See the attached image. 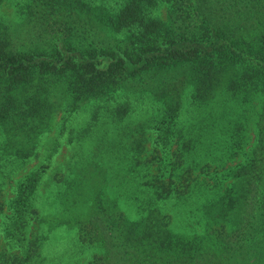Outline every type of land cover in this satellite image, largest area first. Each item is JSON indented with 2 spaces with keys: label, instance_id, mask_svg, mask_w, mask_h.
Segmentation results:
<instances>
[{
  "label": "trees",
  "instance_id": "trees-1",
  "mask_svg": "<svg viewBox=\"0 0 264 264\" xmlns=\"http://www.w3.org/2000/svg\"><path fill=\"white\" fill-rule=\"evenodd\" d=\"M159 3L166 7L160 14ZM104 4L16 0L19 22L0 18L2 158L36 156L38 142L59 123L60 113L59 134L72 115L87 108L90 120L81 136L101 115L120 119L130 110L131 95L157 103L154 126L164 146L175 134L184 98L201 107L217 96L224 103L234 100L241 107L237 118L226 120L209 107L205 125H219L221 131L216 146L210 138L201 140V174L208 178L201 185L207 193L201 202V235L175 232L164 212L190 189L189 168L173 179L182 151L167 178L159 171L144 182L133 200L134 216L119 210L102 188L83 200L75 176L62 184L55 180L51 202L57 211L41 214L36 199L47 168L41 164L16 184L7 203L0 264H64L63 256L43 255L48 235L61 227L74 232L75 246L99 250L88 264H264V0ZM258 98L251 119L245 111L254 109ZM250 122L255 132L250 152L226 166V159L242 151ZM134 143L144 146L141 137ZM52 157L53 152L45 159ZM3 174L0 216L6 209ZM84 204L88 212H76Z\"/></svg>",
  "mask_w": 264,
  "mask_h": 264
},
{
  "label": "rangeland",
  "instance_id": "rangeland-1",
  "mask_svg": "<svg viewBox=\"0 0 264 264\" xmlns=\"http://www.w3.org/2000/svg\"><path fill=\"white\" fill-rule=\"evenodd\" d=\"M106 5L114 6L116 0H101ZM16 0H2L0 2V18L8 22H19L20 17L15 9ZM156 12H161L165 4ZM117 5V4H116ZM166 8V7H165ZM159 10V11H158ZM130 110L120 119H112L107 115H101L94 121L88 132L81 136L80 132L85 129L90 120V108L75 113L69 119L67 129L59 134L60 120L63 113L57 117L58 124L52 130L44 134L38 142L36 156L26 160L15 159L14 157L4 156L0 152V176L4 172L2 179L6 180L3 185V201L6 209L0 216V244L1 228L8 213L7 203L15 195V186L22 178L37 168L41 164H46L47 168L40 181L36 206L41 214L56 212V206L51 202L53 196L52 188L55 180H60L62 184L66 178L75 176L79 181V196L88 197L96 189L102 188L108 197L115 199L117 208L123 210L127 215L134 216L135 207L133 200L141 195L144 182L152 176L162 172L167 178L170 168L175 165L177 152L181 153V167H176L173 179L178 180V173L181 169L189 168L190 189L183 196V200H171L164 212L170 217V225L175 232L191 235L198 233L201 235V202L206 197V190L203 188V179H207L201 174V140L210 138L218 140L220 134L219 125L206 127L208 121L209 107L213 106L218 110V115L223 118L233 119L240 117L241 109L238 102L228 100L224 103V97L215 98L209 106L201 107V103H193L190 99L184 98L175 124V134L170 142L164 146L157 137L154 120L158 117L159 110L157 103L148 98H137L129 96ZM217 101L219 103H217ZM254 109L248 108L245 115L251 119L259 106V98L252 101ZM207 120V121H206ZM69 131L71 133L69 134ZM17 140L21 139V133L16 132ZM201 133L205 134L201 138ZM254 127L250 122L247 128V141L241 152L235 157L226 159V166H233L245 158L250 152L254 143ZM14 135V134H13ZM13 135L7 144V148L12 150L14 147ZM143 141V148H136L135 138ZM3 135L0 133V145L3 143ZM210 139H206L209 142ZM16 142V141H15ZM181 142H186L183 146ZM53 152L51 161L45 158ZM90 163L89 166L86 164ZM149 166V167H147ZM160 171V172H159ZM213 171V168L207 169ZM92 189V191L90 190ZM79 207L76 210L79 214L88 212V206ZM74 232L65 227L58 228L48 235L43 249V255L48 259L63 256L66 260L64 264H88L95 255H99V250L93 246H75L72 241Z\"/></svg>",
  "mask_w": 264,
  "mask_h": 264
}]
</instances>
